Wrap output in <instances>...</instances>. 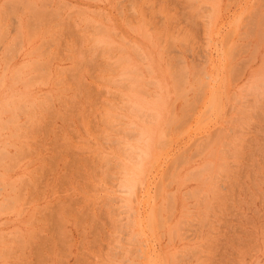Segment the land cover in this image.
Masks as SVG:
<instances>
[{"label": "rangeland", "instance_id": "rangeland-1", "mask_svg": "<svg viewBox=\"0 0 264 264\" xmlns=\"http://www.w3.org/2000/svg\"><path fill=\"white\" fill-rule=\"evenodd\" d=\"M0 264H264V0H0Z\"/></svg>", "mask_w": 264, "mask_h": 264}]
</instances>
